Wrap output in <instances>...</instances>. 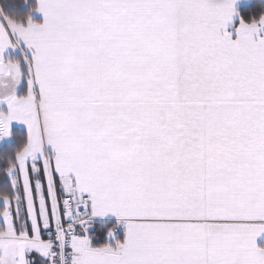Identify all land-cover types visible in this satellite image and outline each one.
Listing matches in <instances>:
<instances>
[{
	"label": "snow or ice",
	"instance_id": "snow-or-ice-1",
	"mask_svg": "<svg viewBox=\"0 0 264 264\" xmlns=\"http://www.w3.org/2000/svg\"><path fill=\"white\" fill-rule=\"evenodd\" d=\"M0 145V264H264V0L7 3Z\"/></svg>",
	"mask_w": 264,
	"mask_h": 264
},
{
	"label": "trees",
	"instance_id": "trees-1",
	"mask_svg": "<svg viewBox=\"0 0 264 264\" xmlns=\"http://www.w3.org/2000/svg\"><path fill=\"white\" fill-rule=\"evenodd\" d=\"M261 2H262V0H252L247 5H244V6H241V7L245 11L256 10V9H258V7L261 4ZM7 3L22 4V0H0V7H3ZM17 11L20 12V13H22L23 9H18ZM2 147L3 146H1L0 148H2ZM0 179H2V177H0Z\"/></svg>",
	"mask_w": 264,
	"mask_h": 264
},
{
	"label": "crops",
	"instance_id": "crops-1",
	"mask_svg": "<svg viewBox=\"0 0 264 264\" xmlns=\"http://www.w3.org/2000/svg\"><path fill=\"white\" fill-rule=\"evenodd\" d=\"M251 1L252 0H241V6L247 5ZM1 146L2 145H0V147ZM257 243L260 244L261 246H264V234H261V236L257 238Z\"/></svg>",
	"mask_w": 264,
	"mask_h": 264
}]
</instances>
